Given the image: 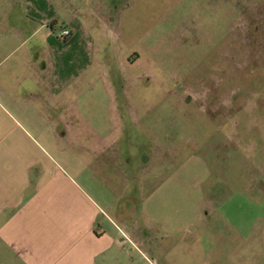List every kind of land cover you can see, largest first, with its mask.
I'll return each instance as SVG.
<instances>
[{
	"label": "rangeland",
	"instance_id": "obj_1",
	"mask_svg": "<svg viewBox=\"0 0 264 264\" xmlns=\"http://www.w3.org/2000/svg\"><path fill=\"white\" fill-rule=\"evenodd\" d=\"M134 3L103 53L140 61L61 125L58 169L132 228L121 264H264V0Z\"/></svg>",
	"mask_w": 264,
	"mask_h": 264
},
{
	"label": "crops",
	"instance_id": "obj_2",
	"mask_svg": "<svg viewBox=\"0 0 264 264\" xmlns=\"http://www.w3.org/2000/svg\"><path fill=\"white\" fill-rule=\"evenodd\" d=\"M134 5L0 0V264H121L123 245L138 251L132 228L110 222L108 205L58 169L61 125L97 107L111 63L140 61L133 45L113 61L103 53ZM59 22L72 32L64 42Z\"/></svg>",
	"mask_w": 264,
	"mask_h": 264
},
{
	"label": "built area",
	"instance_id": "obj_3",
	"mask_svg": "<svg viewBox=\"0 0 264 264\" xmlns=\"http://www.w3.org/2000/svg\"><path fill=\"white\" fill-rule=\"evenodd\" d=\"M71 34L72 32L70 29L62 28V30H60V32H58L56 36L58 40H60V42H64L71 37Z\"/></svg>",
	"mask_w": 264,
	"mask_h": 264
},
{
	"label": "flooded vegetation",
	"instance_id": "obj_4",
	"mask_svg": "<svg viewBox=\"0 0 264 264\" xmlns=\"http://www.w3.org/2000/svg\"><path fill=\"white\" fill-rule=\"evenodd\" d=\"M164 228H166V227H164ZM166 229H167V228H166ZM156 231H158V232H159V229H157ZM158 232H157V233H158ZM167 235H170V233H168Z\"/></svg>",
	"mask_w": 264,
	"mask_h": 264
}]
</instances>
